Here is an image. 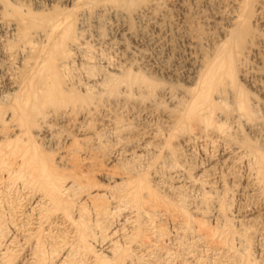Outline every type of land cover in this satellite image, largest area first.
<instances>
[{"label": "rangeland", "instance_id": "rangeland-1", "mask_svg": "<svg viewBox=\"0 0 264 264\" xmlns=\"http://www.w3.org/2000/svg\"><path fill=\"white\" fill-rule=\"evenodd\" d=\"M17 1L19 3L27 5L28 8L31 7L32 8L31 10H33L34 8V6L32 4H29V2L26 0L23 1L17 0ZM258 1L256 0V2H252L254 3L253 5L254 8L255 5H259L260 3H261L260 5L264 6V0H260L261 2ZM40 3H41V7L44 10H48L50 7L49 5L51 4V2L45 0H41ZM197 3H199L198 5H200L199 8L200 7L202 9L204 8L203 10L201 8L199 10L198 8L199 14L204 13L203 15L205 17L206 16L209 17V15L212 13V9L210 8V6L206 4V6L208 7L207 8L204 5V3L201 2V0L198 1ZM110 6L105 7L106 10L103 9L102 6V10L99 12V14L96 13V10L93 7L86 6L87 8L85 14H87V16L84 15L85 18L81 19L80 24L81 23L82 24L79 25L80 26L84 25V27L82 26L83 30L84 28L90 29L92 26H94V24H97L98 26V28L96 27V25L93 27L94 29L97 28L96 30H93L92 28L89 31L85 30L87 31L85 32L86 33L85 36L88 35L87 36L88 38L86 37V40L87 39L89 40L88 45L93 47V48L90 47L88 51L91 53V56L93 55V59L92 57L90 58V54L88 55L90 59L89 58L87 59L89 60L92 59L93 67L94 64H96L97 62L98 64L95 66V68L93 67L91 68V69H96L97 71L91 70L89 67L86 68L89 73L90 71L93 72L90 74H86L88 72H86L85 68L84 71L83 69L80 70L79 68L77 69V71L79 70L78 71L79 76H81L80 79H82V80L79 79L80 83L85 82L84 78L85 76L87 77L88 75L89 76L94 75V79H95L94 71H96V75L97 73L104 74L105 71H107L105 73H109V72L113 73L115 71L113 75L117 74L118 77H121L120 80H122V77L126 74L125 71L127 72V70L129 71L131 70L132 71V72L130 71L131 73L133 72L137 73L141 68H145V70L149 69L148 67H146L148 63L146 62L145 58L143 57L141 58L139 51H137V49L140 50L142 48L138 46V44L140 43L138 42V39L141 30L142 33H148L149 27L147 28V26L144 25L140 19L135 18L134 16H128V14L126 15L124 13H122L121 15L120 13L122 12V10L117 6L115 7H117L116 9H118L119 11L116 10L115 12L116 14H115L114 13L115 7L111 6L112 8H114L112 9ZM45 7L47 9H45ZM59 8H61V6ZM69 8L70 5L69 7L68 6L62 7L63 10ZM89 8H91L90 9L91 11L89 10ZM110 11L113 13L112 14L109 13ZM91 13L93 14L92 17H91ZM94 16L97 22L95 18H93ZM82 20L85 21L84 22L85 24L83 23ZM125 23L126 24L129 23L128 24L129 26L126 25ZM250 23L252 25L253 30L255 31L257 28L258 29L262 28L260 29V31L258 29L257 30L264 39V31H263L264 29L259 25V23H257L255 27L254 16L252 17ZM120 25L123 27H120ZM124 25L125 27L127 26L126 30L132 33H136L138 38L129 39L128 35H126L128 32H126ZM130 26H132V29H130L131 28ZM137 26L138 28H136ZM173 26L175 27V25ZM173 26L172 24L169 25V27H167L166 29L168 33L166 31L165 33L168 39L170 38L172 41L176 40L174 41V43L170 40L172 47L175 46L173 47V52L174 54L176 53V55H174L173 52L171 51L169 52L168 49L164 48L165 50L164 49L161 50V53L163 52L162 53L163 57L162 55L161 57L163 59L162 63L164 62L166 63L168 61L169 63L168 62L167 63L171 64L170 61H172V64L176 63L175 66L178 68V70L181 69L179 70L180 71L179 74L183 76L180 75L181 77H178L177 80L176 79L171 80L170 78L168 79L167 77H165L164 74H158V73L152 74L150 73L149 70H147L150 73L148 74L150 76L152 75L151 76L152 78L150 79V76L148 77V74L143 69V71H145L146 73V75L143 73L145 75L144 78L146 79L147 76L148 78L147 80L150 79L151 80L150 82L153 81L152 85L153 83H156L154 84V86H149L150 89L152 87L151 90L149 89L150 91L146 89L148 86H146V88H144L143 86V89L141 88L142 86L141 87L139 86L140 88L135 86L138 89H135V87H133L134 85L125 86V83L122 80L120 82L124 84H118L120 85V87L117 86L116 84V86H114V89L113 88H112L113 90L111 89L112 90V95H111L110 94L111 91L109 90L113 85L112 82L104 83L105 81H101V80H103V77L105 76H102L101 74L100 77H98L99 75L98 74L96 78L97 79L100 78L101 80L98 79L97 81L100 80L102 83H104L103 86L102 84L101 86L105 88L104 89L105 92L103 91L101 86L99 88L102 90L98 88H94L92 90L93 91L96 90V92L94 93L87 92V94L88 93L89 95L91 94L89 97L92 96V100L87 101V97L85 96L82 97L83 95H87L84 93L85 91L81 89V87L78 88L79 87L78 84L79 85H83V84L78 83L79 80L77 77L76 79L78 82L72 86L63 83L64 84L63 86L66 89L65 91H67L68 88V91H71L74 94V100L71 101L73 98L70 96V94H67L69 92L67 93L64 92L66 93L65 95H69L71 97L70 98L68 96V98H70L71 100L69 99L70 101H65L62 104L61 103L60 104L56 103L54 105L49 104L51 105L50 107L49 105L43 107L42 111L41 110L39 111L42 112L40 113L41 115L36 116L37 118L36 122L38 121L39 122L34 123V125L35 124L38 125V126L35 125V127H33L34 125L31 124L30 122H28V127H29L28 128L26 125L27 123L25 124V122L19 124H12L14 122L16 123V120L13 119L14 121L12 122H7L6 119L1 120V117H3L4 115V111H2V114H0V123L1 122L9 123L8 125L6 123H1L0 125L1 126L0 130L2 131V132L0 131V141H1L0 144H2L0 146L3 147L4 150L2 154L4 155L5 152L7 151L4 149V145L6 144L7 147L8 145L7 142L9 141V138L11 139L10 141L12 142L11 145L13 147H15L14 142L18 140L20 142H23L25 140V142H28L30 147L31 146H33V148L35 147L34 149L36 150V152L34 149H31L32 147L30 148L28 144H23L25 142L20 143L18 141L16 143H18L19 146H21L20 144H23V147L22 146L20 147L22 148V150L19 151L20 154H16L15 157V152L13 151L16 150L18 151L20 149V148L16 149V147L18 146L16 144L17 146L15 148L11 147L13 148V151L9 147L8 151L5 154L6 157H3L4 159L5 158L8 159V157L10 158L9 160L6 159L4 160L7 161V163L9 161V164H5V162L3 163V160L0 161V164L2 162V164H5V166L7 165L6 166L7 168L4 165H2L3 167L0 166V170L2 172V173L0 172V258H1L0 264H7V263L8 264H102V260H100L102 259V257L104 259L107 258L105 260L112 261L110 262L111 264H115V262H113V258H114L113 256L116 254L119 255L114 258L115 259L114 261H116L120 256V258H122L120 259V263L122 262L121 264H237V263L264 264V235H263L264 234V229H263L264 228V188H261L263 187L262 186L263 183H261L260 180L258 182V179L256 181L257 177L254 176L257 175L256 166H253L255 160H253L252 155H250L248 149L243 145V143L246 142V140H248L252 145H254L260 152L264 154V89H263L264 79H262V81L261 79L256 80V83H260L258 85L263 87V88L259 87L258 89L257 87L254 88L251 87L250 85H248V83L241 80L239 74L236 75L238 76L236 79L237 85L240 88H242V90H246L245 91L246 94L249 93L252 94V95L249 94V96L251 97L247 96L248 99L250 98V102L251 99L255 98L254 99L255 101H252V103H257L255 104L256 107L253 106V115L251 119L254 118V115L256 116L253 120L250 119V121L252 122L248 123L249 119L243 120L237 118L235 113L231 112V110H230L231 113L229 111L228 113H226L225 108L228 107L227 109H230L231 104L230 101H224L226 103H224L223 105L227 104L228 106L225 105L224 108L223 105L222 107L220 106V108L215 106V109H213L212 118H215L214 121L217 122L213 121L214 125H209V127L211 126L210 129L209 127L204 128L205 126H203L204 125L203 123H201L203 124L202 126L201 124L197 123L196 124L197 127L196 125L195 126L192 125L193 126V127L191 126L192 129L188 128L187 125H184L182 127L183 124L181 123L177 124L178 122L176 119L183 110L181 107L184 108L186 105L185 103L186 101H184V98L181 96L182 95L181 92L183 91L185 86H187L186 77L189 75L190 73L189 71L191 70H188L190 67L184 63L185 60L183 61V58L185 59L186 55H188L187 48H185L187 46V41L185 38H182L179 34L175 32L174 30L175 28ZM142 27L143 29L145 27V29L144 30L140 29ZM117 29L119 30L116 31ZM120 29H122V32H120L121 31ZM170 29L171 31L173 29V31L170 32L169 31ZM210 31L213 32V30ZM2 32L3 31L0 30V33ZM93 32L95 34L100 32L98 33V35L101 36L103 34L102 37L104 42H107L108 44L111 42L109 45L106 44L108 48L104 46L105 43L103 41L99 42V43H103L102 46L99 44H98L99 46L91 45L93 40L92 35H94ZM118 34L120 36L122 35L126 36V37L122 36L123 38V40L121 39V41L123 42V43L121 42L122 44L118 43L120 41V36ZM175 34L176 37L174 36ZM100 36H98V38ZM102 37H100V39ZM106 37L108 40H109L108 37H111L113 40L110 39L108 41ZM172 37L174 38L172 39ZM7 38H8V34H7ZM115 38H117V40ZM124 38H127L126 40L128 42ZM9 40L12 39L9 37ZM111 40L112 41L116 40L114 42L115 44H112L113 42ZM177 41L180 42H178L177 44ZM183 43L186 46H184ZM130 44L133 45L134 47L135 44H137L136 47L139 48L132 49L133 46H130L131 49H129L130 47L128 48V45ZM183 46L186 50L183 48ZM0 47L2 46L0 45ZM176 47L179 48V51ZM99 48H102L101 49L102 53L105 51L103 53V56ZM104 48L108 49L111 53L108 51L109 52L108 54V52H106L107 50ZM1 49L2 48H0V52H2ZM90 49L91 50L94 49L93 50L94 54L92 53V51H90ZM95 50L96 52L98 51V53H95ZM144 50L145 49L143 47V51ZM262 50H264V48H262ZM133 51L137 53H134ZM132 52L134 53L133 55ZM144 52L146 53L148 52V50H145ZM149 52L151 53L150 50ZM149 52L148 54L150 55ZM184 52L186 53V55ZM112 53L113 55H110ZM177 53H179V55ZM96 54L98 55L96 56ZM104 54L107 55L108 58L107 56H104ZM164 54L165 55L167 54L168 57L165 56L167 60L165 59ZM170 54L172 55L169 56ZM181 54L184 56L181 57ZM99 56H102L101 60H99L100 59ZM109 56L112 58L113 64L114 61H116L114 65L112 64L110 60L111 58ZM124 56H126L128 59ZM172 56L173 57L176 56V57L173 58ZM103 58L104 59L107 58L111 63L109 62L107 63V59L104 61ZM174 59L175 60L180 59V61L178 62V60L175 61ZM14 60H16V62ZM119 60L120 61L122 60V62H120ZM19 61L20 59L16 57L15 54L7 57V56H3V54L0 53V93L2 95L0 96L1 97L0 100L4 97V93L5 95L12 93V90H9L7 88L6 80L13 72L21 69L19 68L21 67ZM100 61L104 62L103 67H101L102 62ZM123 62L124 64L126 62L128 64L129 63L131 64L128 66V64L126 63L127 65L126 66L123 64ZM141 62L145 67L142 66ZM180 62L181 63L183 62L182 66ZM167 63L166 65H168ZM140 64L142 67L140 66ZM16 65H18L17 66L18 69H16L15 67ZM106 65L110 66L108 68L110 69L112 68V70L108 69ZM115 65L117 67L119 65L121 66L123 65V66L122 68L120 66L117 69L114 67ZM23 66H25L26 68L27 66L32 67L31 64H27ZM96 67L99 68L97 69ZM104 67L106 70L104 69ZM125 67L126 70L123 72L122 70L125 69ZM137 67L140 68L138 69ZM180 67H183L186 70L185 69L182 70V68ZM11 68L13 70H11ZM119 68H121V70ZM29 69L30 68L25 70H29ZM117 70L122 71L124 75H122L121 72L120 74H118ZM81 71L85 73H82ZM143 71L141 69V73ZM17 73L18 72L14 74ZM141 73L139 74L142 75ZM186 73L187 75H185ZM70 75L71 73L69 74V76ZM65 76L63 78H65ZM159 83H161L162 85ZM106 84L108 85L112 84V85L111 86L109 85L108 87V85L106 86ZM158 85L160 86L158 87ZM181 85L184 86L182 87ZM166 86H169L168 88L172 90L169 92L168 91L169 89L165 88ZM243 86L245 88H243ZM70 87L72 88V90ZM107 87L109 88V90ZM115 87L120 91L117 90ZM126 87L127 89L129 88V90L131 91L130 93L129 92L125 93V91H128ZM162 87L165 88V89L163 88L162 90L167 94L164 93L162 90H160V88ZM5 88L7 89L5 90ZM98 90H100L101 92L103 91L102 94ZM136 90H137V94H136ZM258 90L260 91L258 92ZM1 91L3 92V94ZM78 91L80 93L83 92L84 94L83 93L79 94ZM178 91L180 94L177 93ZM108 92L110 93L108 94ZM172 92H176V93L172 94ZM72 93L71 95H73ZM97 93H100V96H98L99 98L97 97L93 98V95L95 94H96L95 96L98 95ZM147 93L148 95H146ZM75 94L79 95L80 99L81 97L82 99L84 98L83 100L85 101H83L82 99L81 101H76V97H78V100L80 99L79 96ZM165 94L167 96L169 94L172 97H174L175 94H177L178 101H175L177 97H174L173 100L171 99L172 98L171 97L168 100L167 99L168 97ZM181 98L183 99V101ZM179 100L185 104L179 103L180 102ZM2 102L4 103V101ZM9 102L10 101H5L4 106H7ZM179 105L180 106L184 105V106L179 107ZM217 109L218 112L216 111ZM174 113H176L175 114L176 117L174 116L175 118L173 117ZM218 114L220 115L223 114V115L220 116ZM214 115L218 117L216 118ZM227 117H229L230 119L226 121ZM175 120H176V124L179 126L178 128L176 125H174ZM219 122L224 123V125L223 124L222 125L225 127H222L221 130L218 131L219 133L212 132L215 131L216 129L218 130L217 125L220 124ZM29 125H32V127H30ZM180 125L183 130L186 127L190 130L185 129L184 131L185 133L183 132V130L182 132L181 131L179 132L178 129L181 128ZM198 126L200 128H198ZM214 126L216 127L214 128L215 130L213 129ZM17 127H19V129H24V130H19ZM194 127L195 129L197 128L199 130L196 129L197 131L196 132ZM201 128L202 129L204 128L205 129V130L203 129L204 131L209 130L208 131L209 133H203L204 131L202 132ZM228 129L230 130L227 131L229 135L224 134L230 137L229 138L227 136L228 138L227 139L223 136L222 133H226V130ZM192 130H194V132ZM191 131L193 135H190ZM199 131H201L204 134V137L208 135L211 137L208 138L200 137L203 136V134H201V132L199 133ZM196 133L201 135L200 136L197 135L198 137H195ZM215 134L217 135V137ZM219 134H222V136ZM17 137L19 138L18 140ZM27 138H29V140ZM209 138L210 139L213 138V139L210 140ZM13 139H15L16 141ZM2 141L4 142L2 143ZM24 145H26L27 147L26 146L24 147ZM28 147L30 149L29 157L27 155L28 154L27 150H26L27 153L23 152V150L28 149ZM33 151L37 153V157L38 156L40 157V158L38 157L39 159L46 158L45 164L47 166H49L50 168L52 167V169L54 167L55 169V170L53 169L55 171L54 173L57 172L55 175H58L60 181L63 179L60 183L62 184L65 183L69 186L68 188L70 189L66 190L64 192L65 194L64 193L62 194L65 195L62 197V199L64 198V201L65 202L67 201V203L70 202L69 206L67 207L68 208L67 210L66 208L62 209L60 207H58L57 210L56 209L57 207H54L55 206L54 204L56 203L52 204L53 200H51L49 196L45 195V193H43L41 188H39L40 190L38 189V187H40L39 183L38 185L37 183H34L36 184V186H38L37 187L38 191L34 186V184L32 187L30 186L32 185L30 181H29L30 184L28 183L29 186L28 185L24 186L25 183L27 184V181L33 176L28 172V170L31 167H33L31 166L33 163L27 162L29 161V159H31V155L34 154L32 153ZM233 152L234 153L236 152L235 155ZM22 153H26L27 157L24 156L25 157L24 159L25 160L28 159L26 162L29 163L28 166L30 165L31 166L30 168H28L26 163L25 164L23 163L25 160L24 161L21 160L23 158L20 157L21 155L23 156ZM8 154L9 156L7 157ZM248 154L251 157H249ZM18 156L20 157V160L23 161L21 163L25 165L24 167H26V169L28 168L27 174H25L26 172L24 171V168L22 171V164L20 163ZM12 157H15L14 160L17 158V160L14 161ZM19 164L21 165L20 166L21 168L19 167ZM253 167H255L254 169L256 171L255 172L256 174H254ZM18 170L19 172H17ZM16 172L17 173L22 172L21 175L24 172L25 174L24 176L27 175L28 178L27 181L26 178L21 179V177H19V175ZM24 176L22 175V177ZM77 176L80 180L77 179ZM254 177H256L255 178L256 183L253 179ZM23 179L24 182L22 184ZM137 180L138 183L140 180L142 181L141 183H139L140 188L138 189V194L141 198L137 195V197L139 198L136 199V197H134L136 199L134 201L132 200L134 199L132 195H130L131 197L128 195L129 194L128 191H130V188L129 190L127 189V191L125 190L126 191L125 192L124 189H126L127 187L125 188L124 186L128 184V183L125 184V182L128 181L129 186L128 185L127 186L133 188L135 184H138L135 183ZM130 183L132 184V186H130ZM256 184L257 185L259 184L260 186L259 185L257 186ZM121 190L124 192H122ZM125 193H127V195H125ZM116 197L118 199H116ZM179 197H181L182 199ZM120 199H123L122 202ZM126 200L129 201L127 202ZM209 200L211 201V203H209L210 202ZM81 201L83 202L81 203ZM71 205L73 206V208H71L72 207ZM97 207L99 209H97ZM223 209L226 211H224ZM207 211L209 212L207 213ZM185 213L186 215H184ZM192 218H194V220ZM12 220L13 222H11ZM75 220L76 221L81 220L84 223H86L85 225L87 226V228L85 229L86 231H84L86 233V235L84 233L85 240L80 238L79 236L80 233L78 232ZM199 223L200 224L203 223L207 225L206 226L203 225L204 226L203 228V226L201 225L198 226ZM226 224H229V227ZM212 229L214 231L216 230L215 232L217 233H215ZM231 232L232 233L234 232L233 235ZM86 236H88V238ZM220 236H222L221 238L223 239H221ZM37 245L40 246V248ZM35 246L36 248L38 247L39 249L37 250V252L39 251L38 255L36 252H35L36 255L34 254L33 250L36 249ZM113 246L116 249H114ZM85 247L87 248L85 249ZM226 247H228L229 249ZM122 248H124L125 252H123ZM100 255L102 256L99 257ZM122 255L123 257H121ZM245 256H247V258H245ZM105 260L103 264L108 263V261L105 262Z\"/></svg>", "mask_w": 264, "mask_h": 264}, {"label": "bare ground", "instance_id": "bare-ground-1", "mask_svg": "<svg viewBox=\"0 0 264 264\" xmlns=\"http://www.w3.org/2000/svg\"><path fill=\"white\" fill-rule=\"evenodd\" d=\"M23 1V0H22ZM29 2V4H32L34 6L33 10H31L32 8H28L27 5L25 4H22V3H19L17 0H11V1H8V0H0V30L3 31L2 33H0V45L2 47L0 53L3 54V56H11L13 54L16 55V57H18L20 59L19 63H20V66L19 68H21L20 70L18 71H15L13 72L6 80V85H7V88L9 90H12V93L11 94H8V95H5L4 93V99L2 98L0 100V103L2 101H4V103L0 104V114H2V111H4V115L3 117H1V120L3 119H6L7 122H12L14 120H16V123H12V124H19V123H23L25 122V124L27 125L28 127V122H30L31 124L34 125V123H38L36 122L37 118L36 116H40L42 112H39L40 110L42 111V108L45 107L46 105L48 106L49 104H62L63 102L65 101H70L71 97L73 98L71 101L74 100V94L71 92V91H68V88H67V91H65V87L63 86L65 84H68L70 86L76 84L78 81H77V77H78V80L81 78V76H79V70L80 69H83L84 71V68L87 71L86 68H92L93 65V55L91 56V53L88 52L89 51V48L91 46L88 45L89 43V40L87 39L86 40V37L88 36H85L87 31L85 30H90L91 28L93 30H96L98 28L97 24H94V26L96 25L97 28H93L94 26H92L90 29H87V28H84V30L82 29V26L84 27V25L80 26V22H81V19L82 18H85L84 15L87 16V14H85L86 12V8L87 7H93L95 10H96V13L99 14V12L102 10V6H103V9H105V7H108V6H117L119 8H121L122 12L120 13L122 15V13L124 14H128V16H134L135 18H138L141 20V22H143L144 25L147 26V28L149 27V31L148 33H142V30H141V33H140V36H139V39H138V42H140L138 44V46L142 49L138 50L140 55H141V58H145L146 62L148 63L146 67H148L150 71V73H158V74H164L165 77H167L168 79L170 78L171 80L173 79H176L178 77H181L183 75L179 74L181 69L178 70V68L175 66V64L173 63L172 64V61H170L171 64H167L164 62L162 63V57H163V52L161 53V50H163L164 48L165 49H168L169 52H173V46L172 47V44L170 42V38L168 39L167 36H166V33L165 31L167 32V27H169V25L172 24L175 25V32L177 34H179L182 38H185L186 41H187V46L185 48H187V54L185 53L186 57L185 59L183 58V61L185 60V64H187L190 68L188 70H191L189 71V75L186 77V85L185 88L183 89V91L181 92L182 93V97L184 98V101H186V105L185 107H181V106H184V105H179V107H181L183 110L181 111V108H180V111L181 113L179 114L178 118L176 119L177 120V124L181 123L183 124L182 127L184 125H187L188 128L192 129V125H196L197 123L201 124V126H205L204 128L206 127H209V125H214V122H217V121H214L215 118H212V111L213 109H215V106L220 108V106L222 107V105L226 102L224 101H230V104H231V108L230 109H227L228 107H226V113H228V111L230 112H233L235 113L236 117L239 118V119H246L248 120L249 119V122H252L250 121V119L252 118V115H253V106L256 107L255 104L257 103H252V101H255L254 99H251V102H250V98L248 99V97H251L249 96V94H246V90H242V88H240L237 83H236V79L238 76H236L237 74H239V76L241 77V80H243L244 82L248 83V85H250L251 87H257L259 89V87H262V86H259L258 84L260 83H256V80L258 79H264V53L262 50V48H264V39L262 38L261 34L259 33L260 29H256L253 30L252 28V25H251V20H252V17L254 16L255 18V27H256V24L259 23V25L261 27H263L264 29V6L263 5H255V8H254V3L252 2H256V0H201V2L204 3V5L206 6L209 5L210 8L212 9V13L208 16H204L203 14H199V6L198 5L199 3H197L198 1L200 0H45V1H49L51 2V4L49 5V9L48 10H44L42 7H41V0H26ZM25 1V2H26ZM229 1V2H228ZM258 1V0H257ZM260 1V0H259ZM258 1V2H259ZM261 2V1H260ZM105 3V4H103ZM103 4V5H102ZM109 4V5H108ZM202 4V3H201ZM59 5V6H57ZM70 5V8L69 9H62V7H65V6H68L69 7ZM105 5H108V6H105ZM30 6V5H29ZM61 6V8H59ZM87 6V7H86ZM105 6V7H104ZM110 6V7H111ZM117 7H115V11L114 13L116 12V9ZM207 7V6H206ZM112 8V7H111ZM199 8V10H198ZM208 8V7H207ZM45 9H47L45 7ZM91 8H89L90 10ZM114 9V8H112ZM202 9V8H201ZM204 9V8H203ZM202 9V10H203ZM106 10V9H105ZM91 11V10H90ZM89 11V12H90ZM113 11V10H112ZM119 11V10H118ZM208 11V10H207ZM105 12V11H104ZM107 12H108V9H107ZM205 12V10H204ZM88 13V12H87ZM93 13V12H92ZM91 13V17L93 16V14ZM109 13H113V12H109ZM108 13V14H109ZM90 14V13H89ZM94 14H95V11H94ZM116 14V13H115ZM119 14V12H118ZM206 14V13H205ZM120 15V16H121ZM98 16V15H97ZM112 16V15H111ZM115 16V15H114ZM124 16V15H123ZM99 17V16H98ZM106 17V16H105ZM95 18V16L93 17ZM92 18V20H93ZM121 18V17H120ZM89 19V18H88ZM100 19V18H98ZM114 19V18H113ZM123 19V18H122ZM125 19V18H124ZM128 19V18H127ZM85 20V19H84ZM91 20V19H90ZM96 20V18H95ZM121 20V19H120ZM126 20V19H125ZM175 20V21H174ZM83 21V20H82ZM118 21H119V18H118ZM124 21V20H123ZM132 21V20H131ZM135 21V20H134ZM85 21H83L84 23ZM97 22V20H96ZM126 22V21H125ZM140 22V21H139ZM140 22V23H141ZM103 23V22H101ZM120 23V22H119ZM123 23V22H122ZM130 23V21H129ZM128 23V24H129ZM80 24V25H79ZM85 24V23H84ZM92 24V25H93ZM126 24V23H125ZM126 24V25H128ZM122 25V24H121ZM120 27H123L121 26ZM136 25V24H134ZM139 25V24H138ZM143 25V26H144ZM258 25V26H259ZM89 26V25H87ZM102 26V25H101ZM129 26V25H128ZM142 26V25H141ZM104 27V26H103ZM119 27V26H118ZM125 27V25H124ZM127 27V26H126ZM126 27H125V30H126ZM132 29V26H130ZM102 28V27H101ZM138 28V26L136 27ZM103 29V28H102ZM129 29V28H128ZM140 29H143L140 28ZM145 29V27H144ZM143 29V30H144ZM169 29V28H168ZM92 30V31H93ZM100 30V29H99ZM98 30V31H99ZM119 29H117L116 31H118ZM122 32V29H120ZM210 30H213L210 31ZM91 31V32H92ZM132 31V30H131ZM170 32L171 29L169 30ZM264 31V30H263ZM94 32H97V31H94ZM93 32V33H94ZM125 32V31H124ZM126 32H128L126 35H128V38L129 39H132V38H135L137 39V34L136 33H132L128 30H126ZM136 32V31H135ZM139 32V31H138ZM100 33V32H98ZM98 33H94V35H92V43L91 45L92 46H99L103 43H99V42H102L103 41V34L100 36L98 35ZM114 33V32H113ZM119 33V32H118ZM168 33V32H167ZM7 34H8V38H7ZM88 34V33H87ZM108 35V34H107ZM119 35V34H118ZM139 35V34H138ZM98 36L102 37L100 39V37L98 38ZM120 36V35H119ZM123 36V35H122ZM122 36H120V41L118 42L119 44H122L123 42L121 41V39L123 40ZM170 36V35H169ZM176 37V34L174 35ZM9 37L12 39V40H9ZM123 37H126V36H123ZM181 37H180V40H181ZM88 38V37H87ZM105 38V37H104ZM109 40L112 39L111 37H108ZM119 38V37H118ZM174 37H172L173 39ZM179 38V37H178ZM107 39V37H106ZM117 40V38H115ZM125 40L127 38H124ZM176 39V38H175ZM184 39V40H185ZM108 40V39H107ZM108 40V41H109ZM113 40V39H112ZM111 40V41H112ZM112 41L113 43L112 44H115L114 42L116 41ZM127 41V40H126ZM130 41V40H129ZM133 41V40H132ZM172 41V40H171ZM176 41V40H174ZM174 41H172L174 43ZM94 42V43H93ZM104 42V41H103ZM122 42V43H121ZM128 42V41H127ZM178 42L180 41H177V44ZM182 42V41H181ZM185 42V41H183ZM104 46L107 47L106 44H108L107 42H104ZM111 43V42H110ZM109 43V44H110ZM117 43V44H118ZM125 43V42H124ZM130 43V42H129ZM127 43V44H129ZM99 44V45H98ZM108 44V45H109ZM134 44V43H132ZM137 44H135V47L133 45H128V48L130 46H133L132 49H135V48H139V47H136ZM174 45V44H173ZM176 45V44H175ZM111 46V45H110ZM114 46V45H112ZM183 46V48H184ZM116 47V46H115ZM125 47V46H124ZM122 47V48H124ZM143 47L145 50H149L151 51L150 55L148 54V52H144L143 51ZM93 48V47H91ZM108 48V47H107ZM112 48V47H110ZM179 51V48L176 47ZM184 48V49H185ZM100 51L102 48H99ZM106 49V48H104ZM131 49V47L129 48ZM164 49V50H165ZM93 50L94 49H90V51H92L93 53ZM97 50V49H96ZM95 50V53H98V51L96 52ZM108 52L109 50L106 49ZM111 50V49H110ZM113 50V49H112ZM117 50V48H116ZM186 50V49H185ZM119 51V49H118ZM124 51V50H122ZM132 51V50H131ZM143 51V52H142ZM105 52V51H104ZM103 52V53H104ZM110 52V51H109ZM108 52V54H109ZM113 52V51H112ZM120 52H121V49H120ZM134 52V51H133ZM132 52V55L134 53H137V52ZM103 53L101 51V54L103 56ZM111 53V52H110ZM115 53V52H114ZM130 53V52H129ZM165 53V52H164ZM167 53V52H166ZM90 54V58L92 57L91 60H89V55ZM94 54V53H93ZM122 54V53H121ZM120 54V56H121ZM131 54V53H130ZM152 54V56H151ZM168 54V53H167ZM167 54L165 55L164 54V57H168ZM174 54V52H173ZM179 55V53H177ZM98 54H96L97 56ZM100 55V54H99ZM110 55H113L110 54ZM125 55V53H124ZM136 55V54H135ZM162 55V57H161ZM172 54H170L169 56H171ZM176 55V53L174 54ZM177 55V56H178ZM102 56H99L101 60ZM104 56H107L104 54ZM118 56V55H117ZM139 56V55H138ZM184 56L181 54V57ZM110 57V56H109ZM126 57V56H124ZM130 57V56H129ZM165 57V59H166ZM173 57V56H172ZM176 57V56H175ZM173 57V58H175ZM180 57V56H179ZM180 57V58H181ZM5 58V57H3ZM89 58V59H87ZM108 58V56H107ZM106 58V59H107ZM111 58V57H110ZM116 58V57H115ZM119 58V57H118ZM127 58V57H126ZM7 59V58H6ZM13 59V58H12ZM98 59V58H96ZM106 59L103 58V60L105 61ZM117 59V58H116ZM125 59V58H124ZM128 59V58H127ZM130 59H133V58H130ZM11 60V59H10ZM98 60V61H99ZM111 62H112V58L110 59ZM115 60V59H113ZM167 60V59H166ZM173 60V59H172ZM175 60V59H174ZM178 62L180 61V59H177ZM175 60V61H177ZM5 61V60H4ZM16 62V60H14ZM30 61V62H29ZM92 61V62H90ZM120 61V60H119ZM118 61V62H119ZM129 61V60H127ZM132 61V60H131ZM130 61V62H131ZM140 61V60H138ZM10 62V61H9ZM96 62V61H95ZM94 62V63H95ZM102 62V61H100ZM99 62V64H100ZM109 62V60L107 59V63ZM109 62V63H111ZM116 61H114V64H115ZM122 62V60L120 61ZM142 62H145V61H142ZM141 62L142 66L143 63ZM8 63V61H7ZM11 63V62H10ZM106 63V62H105ZM127 63V62H126ZM126 63L123 64L126 65ZM181 63V62H180ZM179 63V64H180ZM183 63V62H182ZM181 63V66L183 65ZM27 64H31L32 67H28L27 68L23 65H27ZM98 64V62L96 64H94V67ZM103 64L104 62H102V65L101 67H103ZM113 64V62H112ZM113 64V65H114ZM119 64H122V63H119ZM128 64V63H127ZM131 63L128 64V66L130 65ZM136 64V63H135ZM140 64V66H141ZM177 64V65H179ZM15 65V64H14ZM108 65V64H107ZM106 65V66H107ZM111 65V64H110ZM118 65V64H117ZM249 65V67H248ZM8 66V65H7ZM6 66V67H7ZM18 65H16V69ZM30 66V65H29ZM99 66V65H98ZM112 66V65H111ZM121 65H119L118 67H120ZM123 66V65H122ZM121 66V68H122ZM127 66V65H126ZM141 66V67H142ZM187 66V67H188ZM9 67V66H8ZM110 67V66H107V68ZM115 68L118 69V67L115 65L114 66ZM145 67V66H144ZM186 67V66H185ZM248 67V68H247ZM30 68L29 70H25V69H28ZM79 68V70L77 71V69ZM97 69L99 67H96ZM121 68H119L121 70ZM131 68V67H129ZM136 68V67H135ZM138 69L140 67H137ZM182 68V70H184L185 68L183 67H180ZM15 69V70H16ZM23 69V70H22ZM76 71H75V70ZM89 69V71H90ZM103 69V68H102ZM105 69V67H104ZM110 69V68H108ZM107 69V70H108ZM128 69V67H127ZM142 71L143 69L145 70V68H141ZM141 69L138 71L139 73H141ZM11 70H13L11 68ZM91 70H96V69H91ZM106 70V69H105ZM104 70V71H105ZM112 70V68L110 69ZM115 70V69H114ZM118 71V74H121L124 75V73H122V71L124 72L126 70V67L125 69H123L122 71ZM146 71V73L148 74L149 71ZM186 70V69H185ZM7 71V70H6ZM10 71V70H9ZM75 71V72H74ZM97 71V70H96ZM96 71H94L95 73V79H94V75L93 76H85V82L83 83H80V79L78 83L80 84H83V85H79L78 84V88L81 87V89H83L85 92V94H87V92H96L93 91L92 89L94 88H98L100 89L99 87L103 86L104 83H109V82H112V87L110 88L109 90V85L106 84V86L108 85V90L111 91L108 92V94L110 93L112 95V90L114 89V86H119L118 84H124L125 83V86H133V87H141L143 89V86L144 88H146V86H148L146 89L149 90L150 87L149 86H154V84L156 83H153L152 85V82H150L151 80V76L148 74V77L150 76V79L147 80V76H146V79L144 78L146 73L145 71H143L140 75L137 71V73H131L129 70H127V72L125 71V75L122 77V80L124 83H121L120 81V78L121 77H118L113 75V73L109 72V73H105L107 71H103L102 76H105L103 77V80L101 81H105L104 83H102L100 80L97 81L98 79L96 78V76L98 75V77H100V73H97L96 75ZM101 71V70H100ZM109 71V70H108ZM116 71V72H117ZM11 72V71H10ZM18 72L17 74H14ZM73 72V74H72ZM82 72V71H81ZM102 72V71H101ZM182 72V71H181ZM185 72V71H184ZM9 73V72H7ZM71 73V75L69 76V74ZM82 73H85V72H82ZM90 73H93L92 71H90ZM89 72L86 73V74H90ZM111 73V74H110ZM145 75H144V74ZM183 74V73H182ZM68 77H66V76ZM85 75V74H84ZM121 75V76H122ZM181 75V76H180ZM187 75V73L185 74ZM65 76V78H63ZM101 76V77H102ZM120 76V75H119ZM156 76V75H155ZM162 76V75H161ZM159 76V77H161ZM83 77V76H82ZM118 77V78H117ZM164 77V76H163ZM239 77V78H240ZM20 79V80H19ZM154 80V79H153ZM162 80V78H161ZM164 80V79H163ZM185 80V79H184ZM151 83H149V82ZM155 81V80H154ZM179 81V80H178ZM183 81V80H182ZM120 82V83H118ZM158 82V81H157ZM164 82V81H163ZM172 82V81H170ZM264 82V81H263ZM162 83V82H161ZM159 83V84H161ZM167 83V82H165ZM174 83V82H173ZM262 83V82H261ZM150 84V85H149ZM239 84V83H238ZM241 84V83H240ZM244 84V83H242ZM263 84V83H262ZM5 85V84H4ZM67 85V86H68ZM110 85V86H111ZM162 85V84H161ZM164 85V84H163ZM185 85V84H184ZM183 85V86H184ZM247 85V84H246ZM101 86V87H102ZM104 86V87H106ZM122 86V85H121ZM160 85H158L159 87ZM165 86V85H164ZM182 86V85H181ZM182 86V87H183ZM5 87V86H4ZM123 87V86H122ZM135 89H138L136 88ZM139 87V88H140ZM169 86H166L165 88H168ZM180 87V86H179ZM178 87V88H179ZM181 87V88H182ZM247 87V86H246ZM264 87V85H263ZM262 87V88H263ZM5 88V90L7 89ZM71 88V87H70ZM113 88V89H112ZM116 88V87H115ZM125 88V87H124ZM164 87L160 88V90H162ZM164 88V89H165ZM175 88V87H174ZM243 88H245L243 86ZM249 88V87H248ZM73 89H74V86H73ZM103 91L105 92V88H103ZM100 89V90H102ZM112 89V90H111ZM117 89V88H116ZM121 89V88H120ZM127 89V87H126ZM125 89V90H126ZM131 89V88H130ZM152 89V87H151ZM150 89V90H151ZM156 89V88H155ZM153 89V90H155ZM169 89V88H168ZM264 89V88H263ZM72 90V88H71ZM79 90V89H77ZM76 90V91H77ZM92 90V91H91ZM100 90H98L99 92H101ZM119 90V89H117ZM124 90V91H125ZM128 91H125V93L127 92H131L129 90V88L127 89ZM141 90V89H139ZM149 90V91H150ZM157 90V89H156ZM172 89H169L168 91L170 92ZM8 91V90H7ZM81 91V90H80ZM102 91V92H103ZM120 91V90H119ZM134 91V90H133ZM163 91V90H162ZM162 91H159V92H162ZM167 91V92H168ZM248 91V90H247ZM260 90H258L259 92ZM262 91V89H261ZM2 92V91H1ZM64 92H69L67 94H70L69 95H65L66 93ZM79 92V91H78ZM101 92V94H102ZM123 92V91H122ZM135 92V91H134ZM164 92V91H163ZM168 92V93H169ZM256 92V91H255ZM8 93V92H7ZM71 93L73 95H71ZM83 93V92H81ZM79 92V94H81ZM83 93V94H84ZM115 93H116V90H115ZM142 93V92H141ZM144 93V92H143ZM154 93V92H152ZM166 93V92H164ZM176 92H172V94H174ZM178 94L179 91L177 92ZM3 94V92H2ZM98 95L95 96L93 95V98L97 97L99 98L98 96H100V93H97ZM104 94V93H103ZM136 94H137V90H136ZM135 94V95H136ZM139 94V93H138ZM160 94V93H159ZM167 94V93H166ZM165 94V95H166ZM170 94V93H169ZM168 94V100L169 98H171L172 96H170ZM77 95V94H75ZM88 95V96H87ZM87 95H83L82 97H87V101L88 100H92V96L89 97V93ZM128 95V94H126ZM130 95V94H129ZM148 95V93L146 94ZM154 95V94H152ZM164 95V96H165ZM226 95V96H225ZM252 95V94H250ZM0 96L1 93H0ZM11 96V97H9ZM68 96L70 98H68ZM79 96V95H77ZM103 96V95H102ZM131 96V95H130ZM144 96V95H142ZM174 96V95H173ZM178 95L175 94L174 97H177ZM180 96V95H179ZM180 96V97H181ZM225 96V97H224ZM81 97V99H82ZM147 97V96H146ZM156 97V96H155ZM174 97H172L171 99L173 100ZM1 98V97H0ZM89 98V99H88ZM101 98V97H100ZM152 98V97H151ZM70 99V100H69ZM79 99H80V96H79ZM78 100V97H76V101H81ZM84 99V98H83ZM82 99V100H83ZM176 99V98H175ZM182 99V98H181ZM171 100V102H172ZM5 101H10L8 103L7 106H4L5 104ZM85 101V100H83ZM95 101V99H94ZM100 101V100H99ZM175 101H178V97ZM180 101V100H179ZM183 101V99H182ZM258 102V101H257ZM67 103V102H66ZM90 103V102H89ZM179 103H183V102H179ZM183 103V104H185ZM57 104V105H58ZM72 104V103H71ZM83 104V103H82ZM254 104V105H253ZM65 105V104H64ZM67 105V104H66ZM176 105V104H175ZM219 105V106H217ZM227 105V104H225ZM225 105H223V108L225 107ZM51 105H49L50 107ZM228 106V105H227ZM66 107V106H65ZM64 107V108H65ZM47 108V107H46ZM144 109V108H143ZM172 109V108H171ZM178 109V108H177ZM45 110V109H44ZM44 110H43V113H44ZM224 110V109H223ZM258 110V109H257ZM48 111V110H47ZM65 111V110H64ZM177 111V110H176ZM175 111V112H176ZM218 112V109L216 110ZM225 111V110H224ZM255 111V110H254ZM71 112V111H70ZM75 112V111H74ZM216 112V113H217ZM230 112V113H231ZM39 113V114H38ZM173 113V112H171ZM77 114V113H76ZM176 113H174L173 117L175 116ZM225 114V113H224ZM57 115V114H56ZM66 115V114H65ZM216 115V114H215ZM214 115V116H215ZM220 115V114H218ZM223 115V114H222ZM220 115V116H222ZM232 115V114H231ZM71 116V115H70ZM74 116V115H73ZM151 116V115H150ZM226 116V115H225ZM228 116V115H227ZM256 115H254V118H255ZM46 117V116H45ZM44 117V118H45ZM176 117V116H175ZM174 117V118H175ZM216 118L218 116H215ZM231 117V116H229ZM229 117H227L226 121L228 119H230ZM234 117V116H233ZM36 118V119H35ZM172 118V117H171ZM224 118V117H223ZM253 118V119H254ZM14 119V120H13ZM222 119V118H221ZM251 119V120H253ZM34 120V121H33ZM167 120V119H166ZM170 120V118H169ZM176 120H175V124L177 126V128L179 127L177 124H176ZM219 120V118H218ZM225 120V119H224ZM214 121V122H213ZM223 121V120H222ZM234 121V120H233ZM232 121V123H233ZM255 121V120H254ZM33 122V123H32ZM242 122V121H241ZM1 123H6V122H1ZM0 123V125H1ZM29 123V124H30ZM174 123V122H173ZM220 123V122H219ZM226 123V122H225ZM244 123V122H243ZM7 125L9 123H6ZM166 124V123H165ZM224 123H220L219 125H217V128L218 130L214 129L216 128L215 126L213 127V129L215 131H211L212 132H217L219 133L218 131L221 130L222 127H225L223 126ZM247 124V123H246ZM36 125V124H35ZM35 125L33 127H35ZM171 125V124H170ZM173 125V124H172ZM19 126V125H17ZM24 126V125H22ZM30 127H32V125H29ZM38 126V125H36ZM167 126V125H166ZM192 126V127H191ZM200 126V125H199ZM198 126V128H200ZM240 126V125H239ZM1 127V126H0ZM12 127V126H11ZM21 127V126H20ZM181 127V125H180ZM182 127L179 128V132L181 131L182 132ZM184 128L183 132L186 130H190L188 128ZM197 127V125H196ZM211 127V126H210ZM209 127V129H210ZM14 128V127H13ZM16 128V126H15ZM19 129V127H17ZM29 128V127H28ZM27 128V129H28ZM171 128V127H170ZM175 128V127H174ZM203 128V129H204ZM227 128V127H226ZM252 128V127H251ZM5 129V128H4ZM176 129V128H175ZM181 129V130H180ZM195 129V127H194ZM197 129V128H196ZM195 129V131H196ZM202 129V128H201ZM201 130L202 132L205 130ZM208 129V128H207ZM7 130V129H6ZM9 130V129H8ZM19 130H24V129H19ZM26 130V129H25ZM33 130V128H32ZM38 130V129H37ZM174 130V129H173ZM199 130V129H197ZM1 131V130H0ZM194 132V130H192ZM191 131V134L190 135H193ZM199 131V133L201 132ZM209 130L207 131H204L203 133H209L208 132ZM227 131H230L229 129L226 130V133H222L223 136L225 138H227V136L229 135L227 133ZM2 132V131H1ZM25 132V131H24ZM189 132V131H188ZM197 132V131H196ZM201 132V134H203ZM222 132V131H221ZM220 132V133H221ZM22 133V131H21ZM172 133V132H171ZM175 133V132H174ZM185 133V132H184ZM183 133V134H184ZM5 134V133H3ZM169 134V133H168ZM188 134V133H187ZM201 134H197L195 135V137H198L200 136ZM211 134V133H210ZM222 134H219L222 136ZM224 134H228L227 136L224 135ZM24 135V134H23ZM186 135V134H185ZM198 135V136H197ZM213 135V133H212ZM216 135V134H215ZM21 136V135H20ZM171 136V135H170ZM189 136V135H188ZM4 137V136H3ZM45 137V136H44ZM194 137V136H193ZM194 137V138H195ZM200 137H204V134L203 136H200ZM208 138V137H211V136H205L204 138ZM217 137V135H216ZM229 137V136H228ZM8 138V137H7ZM230 138V137H229ZM234 138V137H233ZM5 139V138H4ZM16 139V138H15ZM13 139V140H15ZM19 138L17 137V140ZM29 140V138H27ZM26 139V140H27ZM50 139V138H49ZM200 139V138H199ZM202 139V138H201ZM210 139V138H209ZM213 139V138H212ZM210 139V140H212ZM228 139V138H227ZM11 139L9 138V141ZM27 140V141H28ZM177 140V139H176ZM245 140V138H244ZM6 141V140H5ZM8 141V140H7ZM7 142L8 145L6 147V144L4 145V149L8 151V148L10 147V149L13 151V148H15L17 145L19 146L18 141L14 142L15 143V147H13L11 144L12 142L10 141ZM216 141V140H215ZM1 142V141H0ZM4 141H2L3 143ZM20 142V141H19ZM25 142V140L23 141ZM23 142H20V143H23ZM163 142V141H162ZM226 142V141H225ZM229 143V142H228ZM17 144V145H16ZM23 144H28V142H25ZM23 144H20L22 147H23ZM177 144V143H176ZM2 145V144H0ZM11 145V146H10ZM29 145V144H28ZM167 145V144H166ZM174 145V144H173ZM224 145V143H223ZM243 145L248 149V151L250 152V155H252L253 157V160L254 161V165L253 166H256V171H257V175H254L256 177H254V181H255V178H256V181L258 179V182L260 180L261 183H263V187L261 188H264V154L262 152H260L254 145H252L248 140H246V142L243 143ZM16 147V149L20 148L21 146L19 147ZM26 145H24L25 147ZM239 146V145H238ZM7 149H6V148ZM13 147V148H11ZM27 147V146H26ZM30 147V145H29ZM29 147L28 149H25L23 150V152H26V150L28 151V157H29ZM32 147V148H31ZM30 148L31 149H34L33 146H31ZM233 147V146H232ZM243 147V146H242ZM241 147V148H242ZM244 147V148H245ZM239 148V147H237ZM240 148V149H241ZM24 149V148H23ZM243 149V148H242ZM15 150V149H14ZM22 148H20L17 153L16 151H13L15 152V157H16V154H20L19 151H21ZM35 150V149H34ZM239 150V149H238ZM246 150V149H245ZM3 147L0 146V161L3 160V163L5 162V164H9V161L7 163V161H4L5 159L6 160H9L10 158L8 157L9 154L7 155L8 159L7 158H3V157H6L5 154L3 155ZM11 151V152H12ZM176 151V149H175ZM233 151V150H232ZM247 151V150H246ZM247 151V152H248ZM9 152V153H11ZM19 152V153H18ZM36 152V150H35ZM34 151L32 153L36 154H32L31 155V159H29V161L25 160L24 156H26V153H22L23 156L21 155L20 157H23L21 160H25L24 162L20 160V157L18 156V159L20 160V163L23 162L24 164L26 163V165L28 166L29 163L27 162H30V163H33L31 166L30 165L28 166V168H30L28 170V172L33 175L32 178H30L28 181H27V175L24 176L25 174H27V169L26 167H24L25 165L22 164V171H23V168H24V171L26 172L24 174L23 172V176L21 175L22 172L20 173H17L19 172L20 170V164H19V170L16 172L19 177L22 178H26V181H27V184L25 183L24 186H29V181L32 183V185H30L31 187L33 186L34 183H39V186H36V184H34V186L41 188V190L43 191V193H45V195L49 196V198H51V200H53V203H56L54 204L55 206L54 207H57L56 209L58 210V207L62 208V209H65L66 210L68 209L67 207L69 206V203H67V201L65 202L64 201V198L62 199L63 196L65 195H62L66 190L70 189L68 188L69 186L67 184H62L60 183L61 181L59 180L58 178V175H55L56 173H54L55 169L53 167L50 168L49 166H47L45 163H46V158H42V159H39L37 157V153H35ZM239 152V151H238ZM248 152V153H249ZM234 153V152H233ZM236 153V152H235ZM234 153V155H235ZM2 154V156H1ZM13 154V153H12ZM11 154V155H12ZM25 154V155H24ZM223 154V153H222ZM249 155V154H248ZM249 155V157H251ZM13 156V155H12ZM219 156V155H218ZM15 157H12L13 160ZM27 157V156H26ZM211 157V156H210ZM227 157V156H226ZM217 158V157H216ZM219 158V157H218ZM241 158V157H240ZM44 159V160H43ZM221 159V158H220ZM225 159V158H224ZM252 159V158H251ZM17 160V158L15 159ZM14 160V161H15ZM241 160V159H240ZM27 161V162H26ZM45 161V162H44ZM211 161V160H210ZM219 161V159H218ZM222 161V160H221ZM224 161V160H223ZM226 161V160H225ZM5 164H0L1 167H3L2 165L5 166ZM217 165V164H216ZM249 165V164H248ZM7 166V165H6ZM5 166V167H6ZM17 166V165H16ZM215 166V165H214ZM234 166V165H233ZM252 166V165H251ZM7 168V167H6ZM255 167H253L254 169ZM26 169V170H25ZM3 170V169H2ZM249 170V169H248ZM7 171V170H6ZM250 171H251V168H250ZM255 169H254V174H256L255 172ZM1 172V170H0ZM8 172V171H7ZM2 173V172H1ZM4 173V172H3ZM10 173V172H9ZM221 174V173H220ZM249 174V173H248ZM10 175V174H9ZM12 175V174H11ZM21 175V176H20ZM29 176V175H28ZM62 178V177H61ZM193 178V177H192ZM248 178V177H247ZM252 178V177H251ZM10 179V178H9ZM24 179L22 181V184L24 182ZM77 179L78 176H77ZM139 179V178H138ZM225 179V178H223ZM238 179V178H237ZM17 180V178H16ZM20 180V178H19ZM80 180V179H79ZM142 180V179H141ZM139 181V183H141L142 181ZM197 180V179H196ZM200 180V179H199ZM65 181V180H64ZM134 181V180H133ZM255 181V183H256ZM84 182V181H83ZM122 182V181H121ZM131 182V181H130ZM199 182V181H198ZM257 182V183H258ZM29 183V184H28ZM72 183V182H71ZM128 183L127 185L129 186V182H125V184ZM135 183H138V180L135 182ZM138 184H135L133 186V188L131 187H128L127 185L124 186L126 189H124V191L127 189L129 190L130 188V191L129 192V196L132 195V197H136L139 198V194H138V189L140 188V185ZM207 183V182H205ZM214 183V182H213ZM260 183V185H261ZM119 184V183H118ZM133 184V182H132ZM132 184L130 183V186H132ZM143 184V183H142ZM210 184V183H209ZM213 185V184H212ZM257 185V184H256ZM259 185V184H258ZM257 185V186H258ZM259 185V186H260ZM201 186V185H200ZM123 187V188H124ZM147 187V186H146ZM204 188V187H203ZM37 189V191H38ZM79 189V188H78ZM133 189V190H131ZM149 189V188H148ZM40 190V189H39ZM119 190V189H118ZM147 190V189H146ZM40 191V192H42ZM122 191V190H121ZM122 191V192H124ZM125 191V192H126ZM32 192V191H31ZM82 192V191H81ZM119 192V191H118ZM117 192V193H118ZM127 192V193H128ZM76 193V192H74ZM127 193H125V195H127ZM204 193V192H203ZM36 194V193H35ZM65 194V193H64ZM216 194V193H214ZM77 195V194H76ZM137 195L139 197H137ZM206 195V194H205ZM213 195V194H212ZM228 195V194H227ZM89 196V195H88ZM182 196V195H181ZM126 197V196H125ZM131 197V196H130ZM158 197V196H157ZM204 197V196H203ZM141 198V197H140ZM145 198V197H144ZM181 198V197H179ZM188 198V197H187ZM194 198V197H193ZM206 198V197H205ZM215 198V197H214ZM73 199V198H72ZM114 199V198H113ZM111 199V200H113ZM116 199H118L116 197ZM126 199V198H125ZM132 199V198H131ZM135 198L132 199V200H136ZM182 199V198H181ZM186 199V198H185ZM184 199V200H185ZM203 199V198H202ZM213 199V198H211ZM219 199V198H218ZM48 200V199H47ZM69 200V199H68ZM121 202L123 199H120ZM130 200V199H129ZM128 200V201H129ZM149 200V199H148ZM206 200V199H205ZM232 200V199H231ZM84 201V200H83ZM81 201V203L83 202ZM127 201V200H126ZM125 201V202H126ZM127 201V202H128ZM195 201V200H194ZM208 201V200H207ZM210 201V200H209ZM226 201V200H225ZM37 202V201H36ZM50 202V201H49ZM72 202V201H71ZM75 202V201H74ZM133 202V201H132ZM137 202V201H136ZM77 203V202H76ZM142 203V202H141ZM185 203V202H184ZM211 203V201L209 202ZM214 203V202H213ZM40 204V203H39ZM155 204V203H154ZM183 204V203H181ZM216 204V203H215ZM73 205V204H72ZM71 205V206H72ZM129 205V204H128ZM158 205V204H157ZM206 206V205H205ZM225 206V205H224ZM42 207V206H41ZM75 207V206H74ZM101 207V206H100ZM118 207V206H116ZM183 207V206H182ZM222 207V205H221ZM220 207V208H221ZM73 208V206L71 207ZM185 208V207H184ZM219 208V209H220ZM225 208V207H224ZM41 209V208H40ZM50 209V208H49ZM70 209V208H69ZM97 209H99L97 207ZM96 209V210H97ZM101 209V208H100ZM136 209V208H135ZM208 209V208H206ZM249 209V208H248ZM47 210V209H46ZM60 210V209H59ZM222 210V209H221ZM224 210V209H223ZM80 211V210H79ZM99 211V210H98ZM97 211V212H98ZM139 211V210H138ZM183 211V210H182ZM212 211V210H211ZM219 211V210H218ZM226 211V210H224ZM5 212V211H4ZM100 212V211H99ZM113 212V211H112ZM209 211H207L208 213ZM63 213V212H62ZM205 213V212H204ZM206 213V214H207ZM71 214V213H70ZM237 214V213H236ZM186 215V213L184 214ZM223 215V214H222ZM67 216V215H66ZM192 216V215H191ZM216 216V215H215ZM225 216V215H224ZM228 216V215H227ZM80 217V216H79ZM84 217V216H83ZM187 217V216H186ZM226 217V216H225ZM40 218V217H39ZM48 218V217H47ZM69 218V217H67ZM191 218V217H190ZM189 218V220H190ZM73 219V218H72ZM75 219V218H74ZM185 219V218H184ZM194 220V218H192ZM229 219V218H228ZM40 220V219H39ZM197 220V218H196ZM201 220V219H200ZM199 220V221H200ZM42 221V220H41ZM76 221V220H75ZM90 221V220H89ZM204 221V219H203ZM4 222V221H3ZM13 222V220L11 221ZM15 222V221H14ZM98 222V221H97ZM194 222V221H193ZM221 222V221H220ZM76 225H77V229H78V232L80 233L79 236L81 239H84L85 236H84V231H86L85 229L87 228V226L85 225L86 223H84L83 221L81 220H77L76 222ZM187 223V222H186ZM198 223V222H196ZM195 223V224H196ZM227 223V222H226ZM230 223V222H229ZM73 224V223H71ZM89 224V223H88ZM187 225V224H186ZM192 225V224H190ZM198 225V224H197ZM203 226L205 224H200L198 226ZM207 225V224H206ZM205 225V226H206ZM224 225V224H223ZM228 225L229 227V224H226ZM232 225V224H231ZM75 226V225H74ZM98 226V225H97ZM197 226V227H198ZM235 226V225H233ZM242 226V225H241ZM31 227V226H30ZM104 227V226H103ZM215 227V226H214ZM220 227V226H219ZM243 227V226H242ZM246 227V226H245ZM249 227V226H248ZM247 227V228H248ZM96 228V226H95ZM119 228V227H118ZM204 228V226H203ZM208 228V227H207ZM212 228V226H211ZM105 229V228H104ZM201 229V228H200ZM222 229V228H221ZM249 229V228H248ZM264 229V228H263ZM115 230V229H114ZM203 230V229H202ZM213 230V229H212ZM219 230V229H218ZM217 230V231H218ZM236 230V229H234ZM205 231V230H204ZM209 231V230H208ZM214 231V230H213ZM216 231V230H215ZM214 231V232H215ZM220 231V230H219ZM247 231V230H246ZM5 232V231H4ZM77 232V231H76ZM17 233V232H16ZM217 233V232H215ZM213 233V234H215ZM224 233V232H223ZM226 233V232H225ZM232 233V232H231ZM234 233V232H233ZM232 233V235H233ZM111 234V233H110ZM206 234V232H205ZM209 234V233H208ZM221 234V233H220ZM239 234V232H238ZM31 235V234H30ZM28 235V236H30ZM86 235V233H85ZM92 235V234H91ZM107 235V234H106ZM217 235V234H216ZM226 235V234H225ZM230 235V233H229ZM244 235V234H243ZM264 235V234H263ZM213 236V235H212ZM219 236V235H218ZM242 236V235H241ZM75 237V236H74ZM88 238V236H86ZM222 236H220L221 238ZM231 237V236H230ZM233 237V236H232ZM235 237V236H234ZM8 238V237H7ZM25 238V237H24ZM30 238V237H29ZM226 238V237H225ZM229 238V237H228ZM227 238V239H228ZM239 238V237H238ZM251 238V237H250ZM80 239V240H81ZM223 239V238H221ZM236 239V238H235ZM243 239V238H242ZM85 240V239H84ZM239 240V239H238ZM27 241V240H26ZM82 241V240H81ZM106 241V240H105ZM112 241V240H111ZM230 241H233V240H230ZM250 241V240H249ZM248 241V242H249ZM220 242V241H219ZM224 242V241H223ZM242 242V241H241ZM246 242V241H244ZM247 242V244H248ZM225 243H226V240H225ZM224 243V244H225ZM228 243V242H227ZM42 244V243H41ZM110 244V243H109ZM8 245V244H7ZM81 245V244H80ZM83 245V244H82ZM116 245V244H115ZM231 245V244H230ZM240 245V244H239ZM38 246V245H37ZM84 246V245H83ZM248 246V245H247ZM250 246V245H249ZM40 248V246H38ZM38 247L35 248L33 251H34V254L38 255V252L37 250ZM239 247V246H238ZM43 248V247H42ZM87 247H85L86 249ZM114 248V246H113ZM120 248V247H119ZM228 248V247H226ZM231 248V247H230ZM83 249V248H82ZM81 249V250H82ZM116 249V248H114ZM123 249V252L124 251V248ZM229 249V248H228ZM243 249V248H242ZM250 249V247H249ZM261 249V248H260ZM36 250V251H35ZM236 250V249H235ZM117 251V250H115ZM122 251V250H121ZM245 251V250H244ZM36 252V253H35ZM45 252V251H44ZM115 253V252H114ZM112 253V254H114ZM245 253V252H244ZM247 253V252H246ZM33 254V255H34ZM42 254V252H41ZM40 254V255H41ZM99 254V253H98ZM116 254V253H115ZM127 254V253H126ZM125 254V255H126ZM248 254V253H247ZM95 255V254H94ZM119 255V254H118ZM117 254L116 255H112L114 258L116 256H118ZM124 255V254H123ZM123 255L121 257H123ZM6 256V255H5ZM102 255H100L99 257H101ZM4 257V256H3ZM33 257V256H32ZM42 257V256H41ZM40 257V258H41ZM45 257V256H44ZM48 257V256H47ZM98 257V259H99ZM243 257V256H242ZM35 258V257H34ZM113 258V262H115V264H121L120 263V256L118 257V259L116 261H114L115 259ZM241 258V257H240ZM245 258H247V256H245ZM1 259V258H0ZM107 259V258H105ZM103 257L102 259V264L105 260ZM4 260V258H3ZM111 260V259H110ZM124 260V258H123ZM244 260V258H243ZM247 260V259H246ZM10 261V260H9ZM43 261V259H42ZM98 261V260H97ZM108 261V260H105V262ZM122 261V260H121ZM251 261V260H250ZM256 261V260H255ZM1 262V261H0ZM4 262V261H3ZM38 262V261H37ZM110 262L112 261H108V263L106 264H109ZM246 263V262H245ZM257 263V262H256ZM8 264V263H7ZM111 264V263H110ZM238 264V263H237ZM249 264V263H248ZM252 264V263H250Z\"/></svg>", "mask_w": 264, "mask_h": 264}]
</instances>
